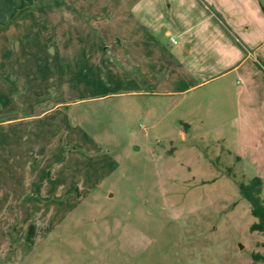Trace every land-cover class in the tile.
I'll return each instance as SVG.
<instances>
[{"label": "rangeland", "instance_id": "1", "mask_svg": "<svg viewBox=\"0 0 264 264\" xmlns=\"http://www.w3.org/2000/svg\"><path fill=\"white\" fill-rule=\"evenodd\" d=\"M261 6L0 0V264H264V72L203 83Z\"/></svg>", "mask_w": 264, "mask_h": 264}, {"label": "crops", "instance_id": "2", "mask_svg": "<svg viewBox=\"0 0 264 264\" xmlns=\"http://www.w3.org/2000/svg\"><path fill=\"white\" fill-rule=\"evenodd\" d=\"M260 4L264 6V0H260ZM263 6L260 7L261 11L252 8L250 13L248 10L242 15L236 14L233 16V25H235V29L239 33V37L236 34H233V32L228 36L224 34L226 37V42L228 43V45L226 44L228 48L224 49V51L217 50L219 53H223L225 56L223 62L226 63V69H223L216 75L211 76L210 74V76H206V80L203 83H209L210 81L230 72L237 73L241 71L239 77L245 80L243 93L247 94L246 96L249 98L255 96L257 89L253 87L247 89L249 84L247 85L246 81H249L250 83L253 82L255 79V76L253 75L254 71L262 73L264 72ZM251 22H256L255 28H253V26L250 24ZM171 43L176 45V41ZM183 50L186 55H190L192 53V48L189 46V44H184ZM202 54H204L203 60H207L209 54ZM261 68L263 69L261 70ZM261 86L262 88L258 91L256 100L253 97L250 99L248 111L249 114L247 117L249 120L264 119V85ZM253 90H255V92ZM250 129L253 130L254 128L250 127Z\"/></svg>", "mask_w": 264, "mask_h": 264}, {"label": "trees", "instance_id": "3", "mask_svg": "<svg viewBox=\"0 0 264 264\" xmlns=\"http://www.w3.org/2000/svg\"><path fill=\"white\" fill-rule=\"evenodd\" d=\"M262 11L264 12L263 8ZM238 186L241 194L250 204L252 216L256 218V221L250 225V230L258 231L264 236V199L260 195L262 191V180L259 177H253L246 183L240 182ZM33 231L34 226H30L28 240L32 239ZM262 246L264 248V241L262 242ZM254 258L264 260V252L263 254H255Z\"/></svg>", "mask_w": 264, "mask_h": 264}, {"label": "built area", "instance_id": "4", "mask_svg": "<svg viewBox=\"0 0 264 264\" xmlns=\"http://www.w3.org/2000/svg\"><path fill=\"white\" fill-rule=\"evenodd\" d=\"M171 42H173V43H174L175 41H174V40H172Z\"/></svg>", "mask_w": 264, "mask_h": 264}]
</instances>
